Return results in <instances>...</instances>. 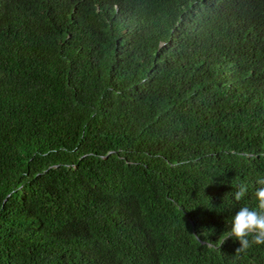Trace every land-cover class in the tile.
Wrapping results in <instances>:
<instances>
[{
    "label": "trees",
    "instance_id": "16d2710c",
    "mask_svg": "<svg viewBox=\"0 0 264 264\" xmlns=\"http://www.w3.org/2000/svg\"><path fill=\"white\" fill-rule=\"evenodd\" d=\"M260 177L264 0H0V264H264Z\"/></svg>",
    "mask_w": 264,
    "mask_h": 264
},
{
    "label": "clouds",
    "instance_id": "9594fccd",
    "mask_svg": "<svg viewBox=\"0 0 264 264\" xmlns=\"http://www.w3.org/2000/svg\"><path fill=\"white\" fill-rule=\"evenodd\" d=\"M258 187L254 192L255 207L242 206L234 217L227 222V231L221 235L222 243L232 238L239 241L240 248L244 251L252 245H264V177L257 179ZM247 193V186L240 185L234 193V200L240 201Z\"/></svg>",
    "mask_w": 264,
    "mask_h": 264
}]
</instances>
